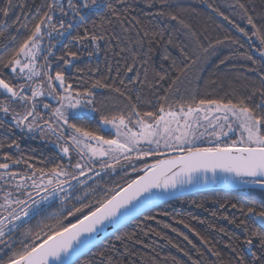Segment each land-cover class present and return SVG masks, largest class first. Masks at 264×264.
<instances>
[{"label":"snow or ice","instance_id":"1","mask_svg":"<svg viewBox=\"0 0 264 264\" xmlns=\"http://www.w3.org/2000/svg\"><path fill=\"white\" fill-rule=\"evenodd\" d=\"M144 3L150 9L158 7L156 15L172 23L179 33L175 39L171 33L165 39L167 29L145 26L137 14L140 0H25L23 4L0 0V129L4 130L0 136V264H77L85 250L97 247L95 234L106 224L138 220L139 216H144L143 224L118 235L117 243L98 251L88 264H125L122 257L133 255L130 244H146L140 233L154 235L186 258L165 257L163 264H264V197L247 207L230 204L241 218L229 222L242 229L244 238L236 237V243L229 244L232 258L227 260L212 240L185 220L176 222L197 235L203 248L164 224L190 246L182 247L152 228L149 222L157 217L147 214L157 199L185 186L216 180L220 174H225V182H242L264 191V12L258 14L248 0H226L224 5L206 0L208 13L234 30L221 38L196 27L190 19L195 9L190 12L172 0ZM101 7L102 14L89 26V14ZM14 11L17 14L12 18ZM241 37L259 41L255 45L259 59L241 51ZM65 38L75 42L76 50L65 43L62 54L57 55L54 49ZM81 48L89 57L99 51L119 57L115 76L89 80L80 76L79 84L72 80L66 75L69 69L85 71L75 66ZM158 48H163L162 61L168 69L156 83L167 86L161 88L162 95L153 93L157 99L155 106L149 105L152 110H142L136 85L145 81L139 79L136 66L138 62L149 64L146 57ZM225 50L231 55L225 56ZM213 57L219 61L217 67L232 63L234 57L248 62V71L259 86L231 98L200 97L193 89L194 70ZM120 60L124 71L119 68ZM98 88L127 103L105 111L96 100L94 90ZM46 96L58 106L38 99ZM41 104L47 112H41ZM82 110L98 114L95 127L78 122ZM16 129L28 134L39 131L44 138L54 136L61 162L49 167L42 161L44 166L39 168L30 163L31 158L19 152ZM206 137L212 138L209 146H201ZM21 164L30 174L12 170ZM129 169L136 177L123 184L109 186L104 181V175L111 174L123 173V179L129 176ZM53 199L59 200L60 207L51 223L41 220L31 227L30 222L42 217L43 206ZM243 248L249 257L244 256ZM206 256L215 260H206ZM157 260L158 255L153 257Z\"/></svg>","mask_w":264,"mask_h":264},{"label":"trees","instance_id":"2","mask_svg":"<svg viewBox=\"0 0 264 264\" xmlns=\"http://www.w3.org/2000/svg\"><path fill=\"white\" fill-rule=\"evenodd\" d=\"M17 2L23 4L25 0H17ZM38 2L44 3L45 0H38ZM172 2L180 3L182 6L188 8L190 12L192 9H195V12L190 16V19L201 31L207 28L210 35L221 38L226 31L234 33V30L230 29L226 25V22L222 21V18L215 14L208 13L205 7L206 0H172ZM216 2L224 5L226 0H216ZM101 3H103V0H101ZM158 3L159 0H157V4ZM248 3L255 6L258 14L264 12V0H248ZM141 8L143 9V12H141ZM157 11L158 7L150 9L146 6L144 0H140V7L137 8V14L139 18L144 21L145 26L155 28L158 31L167 29L168 31L165 33V39H167L169 33H171L172 38L175 39L179 33L173 30L172 23L166 20L165 17L157 16ZM102 12L103 8L101 7L99 11L89 14L87 21L89 26H91V21L96 19L98 15L102 14ZM16 14L17 12L14 11L12 13V18H14ZM210 15L211 18H209ZM218 25H222V27L218 28ZM117 31H119V29H117ZM235 35L239 36L240 34L235 33ZM131 39L133 41L136 39L134 32ZM241 39L244 43V48L241 51L250 52L254 58L259 59V53L255 48V45L258 44L259 41L255 40V38L253 40H248L247 38L241 37ZM65 43H68L72 50H76L77 46L75 45V42H69V39L65 38L61 40L60 44L54 49L57 55L62 54V45ZM250 45H252L251 48L249 47ZM131 46L132 45L130 44L129 47ZM146 50L147 46H145L144 51ZM80 51L82 54L80 58L75 61V66L85 69V71L83 73H78L75 72L74 69H69L66 73V75L70 76L77 84L80 83L77 79L80 76H83L84 80L115 76L119 57H115L111 51H108L107 53L99 51L91 57L87 55V52L84 49L81 48ZM162 52L163 48L154 50L150 57H146L150 60V63L147 65H141L139 62L137 63L136 67L139 79L145 81L143 85H136L138 94L141 97L138 104L142 110H152L149 105L151 104L155 106L157 99L153 93H160L162 95L161 88L167 86L163 83H156L158 76L163 75L168 69L167 63L162 61ZM224 55H231V53L225 50ZM162 64L163 67H161ZM217 64H219V61L213 57L208 64L202 66L200 69L194 70L193 89L199 92L200 97L231 98L232 96L249 93L252 90L253 85L259 86V81L248 71V62L238 60L234 57L232 63L219 65V67H217ZM88 68H92L95 71L88 73ZM119 68L121 71H124L123 60L119 61ZM127 75L132 76L131 73H128ZM94 91L96 93L98 105L105 111L118 110L119 108H123L127 103L123 97H118L115 93H109L105 89L98 88ZM134 94H137L135 90ZM0 118H2V114H0ZM78 122L95 127L98 124V114H81ZM3 133L4 130L0 129V136H3ZM15 138L20 144L19 152H22L24 157L31 158L29 162L33 163L37 168L44 166V164L41 163L42 161L47 162L49 167L54 163L61 162L59 159V156L61 155L59 148L52 145L47 140L41 139L36 133H21L19 129H16ZM232 138H235V136H232ZM205 144L206 143H203V145ZM11 151L17 152L15 148ZM172 154L174 155L175 153ZM0 162H3L2 158H0ZM63 162L67 164V158H65ZM149 163H152L151 158H149ZM12 170L21 174L29 173V170L23 164L12 166ZM121 176H123V173L120 175H104V181L107 182L109 186H115L117 183L123 184L125 180L135 178L136 173L131 172L129 169V176H124L123 179H121ZM17 180H19V177H17ZM89 183H91V181H89ZM0 196H2V193H0ZM262 197H264V191L255 188L254 186L210 187L162 202L161 204L152 207L151 212L147 214L155 215L157 217L156 221L149 222L152 228L166 233L182 247L189 248L190 246L187 245L183 238L178 236L177 233L172 232L171 229H165L163 227L164 224L172 225V227H175L179 232L187 235L198 247L203 248L204 245L201 243L200 238L197 235L188 228H185L182 224L176 222L177 219L185 220V222L190 223V225L195 228L201 236L212 240L216 249L220 251L222 256L227 260L232 258V251L229 244L236 243V237H239L240 240H243L244 238L242 229L237 227L236 224L229 222V220L234 217L241 218L240 213L236 209H232L230 204L236 203L238 206L247 207L254 201H259ZM197 204L203 205V207H197ZM222 204L225 205L224 208L220 207ZM68 206L70 207L71 205ZM43 207L45 210L44 215L33 219L30 222L31 227L35 228L36 224L41 220H43V222L51 223V217L57 213V209L60 207L59 200L53 201L49 205ZM165 211L170 213V215L164 216L162 213ZM213 212H216L217 215L213 216ZM225 216L228 217V219L223 218ZM68 220H72V218L69 217ZM65 222L67 223V221ZM72 222L75 221L73 220ZM143 222L144 216H139L138 220L133 219L127 222L96 244L97 247L93 248L92 251H87L81 255L77 264H88L98 251L105 250L111 244L117 243L118 235H123L136 230L137 224H143ZM255 227H260V225L256 224ZM220 229H224V231H220ZM140 238L145 240L146 244H130L133 255L122 257L125 260V264H163L164 258H170L171 256L186 260L183 254L177 249L171 247L165 241L160 240L154 235L145 237L143 233H140ZM242 252L246 258L250 256L246 248H243ZM157 255L158 260L154 262L153 257H156ZM209 258L215 260V257H205L206 260Z\"/></svg>","mask_w":264,"mask_h":264},{"label":"water","instance_id":"3","mask_svg":"<svg viewBox=\"0 0 264 264\" xmlns=\"http://www.w3.org/2000/svg\"><path fill=\"white\" fill-rule=\"evenodd\" d=\"M224 175L225 174H220V177H222ZM209 176H211V174H209ZM210 187H224V186H220V185H217V184L204 185V182L195 183L193 185L185 186L182 189L175 190L171 194L165 195L162 198L157 199L153 203L152 207H154V206H156L158 204H161L162 202H165V201H168V200H171V199H175V198H178V197H182L184 195H188V194L194 193L196 191H200V190H203L205 188H210ZM240 187H242V186H240ZM131 220H133V219L129 218V219L125 220L123 223H121V224H115V225L114 224H106L104 226V228L99 233L95 234V244H98L100 241H102L103 239H105L111 233H113L114 231H116L121 226H123L124 224H126L127 222H129ZM85 252H87V250H85Z\"/></svg>","mask_w":264,"mask_h":264},{"label":"rangeland","instance_id":"4","mask_svg":"<svg viewBox=\"0 0 264 264\" xmlns=\"http://www.w3.org/2000/svg\"><path fill=\"white\" fill-rule=\"evenodd\" d=\"M39 100H41V101H43L44 103H48V104H50V105H52L53 107H56V106H58L57 105V101L55 100V99H53L52 97H39L38 98ZM40 110H41V112H47V110H45V109H43V107H42V104L40 105ZM81 114H86V115H91L92 114V112H88V111H86V110H82V113ZM10 119V118H9ZM54 122V121H53ZM36 134L41 138V139H45V140H47L48 142H50L52 145H54V146H56V143H54V141H55V137L54 136H49V137H47V138H44V137H42L41 135H40V133H39V131H37L36 132ZM209 139H212V138H210V137H206L205 139H204V143H206L205 145H201V146H209L208 145V140ZM73 155H75V153H73ZM244 186H252V185H244ZM56 200H58V199H53L51 202H53V201H56ZM47 205H49V204H46V205H44V206H47Z\"/></svg>","mask_w":264,"mask_h":264},{"label":"bare ground","instance_id":"5","mask_svg":"<svg viewBox=\"0 0 264 264\" xmlns=\"http://www.w3.org/2000/svg\"><path fill=\"white\" fill-rule=\"evenodd\" d=\"M212 184H217L224 187H238V186L240 187L246 185L242 182H225L223 176L216 180L210 179L206 183H204V185H212Z\"/></svg>","mask_w":264,"mask_h":264}]
</instances>
